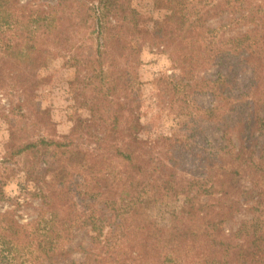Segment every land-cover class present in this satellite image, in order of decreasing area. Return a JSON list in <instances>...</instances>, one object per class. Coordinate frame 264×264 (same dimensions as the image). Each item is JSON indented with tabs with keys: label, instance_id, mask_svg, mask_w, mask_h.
Returning a JSON list of instances; mask_svg holds the SVG:
<instances>
[{
	"label": "trees",
	"instance_id": "1",
	"mask_svg": "<svg viewBox=\"0 0 264 264\" xmlns=\"http://www.w3.org/2000/svg\"><path fill=\"white\" fill-rule=\"evenodd\" d=\"M153 7L163 19L131 0H0V264H264V213L227 232L239 209L222 198L248 176L264 204V0ZM146 46L179 73L154 84L157 105L167 96L183 118L168 135L141 122ZM55 58L73 70L72 108L86 113L64 136L37 94ZM17 171L27 186L7 197ZM154 205L171 206L165 224Z\"/></svg>",
	"mask_w": 264,
	"mask_h": 264
},
{
	"label": "rangeland",
	"instance_id": "2",
	"mask_svg": "<svg viewBox=\"0 0 264 264\" xmlns=\"http://www.w3.org/2000/svg\"><path fill=\"white\" fill-rule=\"evenodd\" d=\"M131 6L141 13L152 17L154 20L163 19L165 11L156 10L153 7V0H131ZM217 21H212V25H216ZM142 66L139 69V77L143 83L142 91V103H141V122L144 125H148L152 134H163L168 135L173 133L177 129L178 124L183 118H178L175 114L178 111L171 109L168 105L169 98L166 96L163 99V107L160 108L157 105L155 95L156 90L155 81L165 76H178V71L171 69L170 59L166 54L161 53L158 49H149L146 46L141 53ZM39 78L42 80V84L38 90L39 105L42 109L49 111L51 119L55 124V131L57 135H66L73 126L74 109L72 108L73 102L69 96L68 83L73 78V70L64 66L63 61L59 58H55L50 65L40 71ZM200 102L207 104L206 98L200 99ZM1 105L5 106L4 101ZM75 115L85 117V111H76ZM212 137L216 139V132L212 133ZM8 142V133L6 126L0 121V156L5 150ZM232 144L234 149L237 151L239 141L236 135H232ZM256 149L261 151L264 159V140H260ZM14 167L16 171L18 167ZM21 167V165H20ZM19 169V168H18ZM26 183L24 182V175L20 171H17L15 175L11 177L4 187V193L7 197L15 198L21 197V189H25ZM32 189V188H31ZM225 192L222 196L223 201L233 207H237L239 212L235 214L234 219L225 223L224 229L227 232L235 231L240 227L242 222L253 218L254 211H261L264 213V204L259 206L257 204V191L250 179L247 177L239 176L232 178L225 187ZM22 198V197H21ZM208 202V198H201V203ZM38 201L33 199L31 201L28 210L22 209L20 211L21 221H28L30 218L36 215L35 208L38 207ZM181 204L171 205L179 207ZM171 206H158L154 205L151 207L149 214L155 219L160 225H163L168 220V208ZM8 205L1 204L0 212L6 210ZM255 211V212H256Z\"/></svg>",
	"mask_w": 264,
	"mask_h": 264
}]
</instances>
